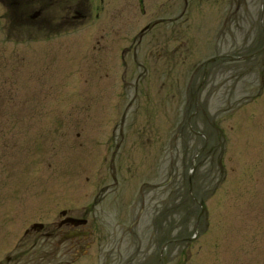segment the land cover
Listing matches in <instances>:
<instances>
[{
  "label": "rangeland",
  "instance_id": "obj_1",
  "mask_svg": "<svg viewBox=\"0 0 264 264\" xmlns=\"http://www.w3.org/2000/svg\"><path fill=\"white\" fill-rule=\"evenodd\" d=\"M160 2L144 17L133 0L117 18L130 28L91 11L47 42L0 22V264H264V51L223 62L239 79L196 71L195 101L193 10L181 1L172 23L176 2ZM242 15L228 55L259 47L258 0ZM63 211L90 229L75 261Z\"/></svg>",
  "mask_w": 264,
  "mask_h": 264
},
{
  "label": "flooded vegetation",
  "instance_id": "obj_2",
  "mask_svg": "<svg viewBox=\"0 0 264 264\" xmlns=\"http://www.w3.org/2000/svg\"><path fill=\"white\" fill-rule=\"evenodd\" d=\"M172 5L174 21L172 23H177L178 18L180 17V5L181 1L184 6H189L193 10L190 12V18L192 20L191 25V40H192V50L190 52V59H196L197 56L201 55L203 58L199 63H195L190 71H194L192 77L189 79L191 85L189 84V91L193 88V99L195 100L194 93L201 85L203 77H201L196 88L193 87V84L198 77L196 71H241L238 74L239 77H244L243 67L229 68L227 65L224 66L223 62H228L229 60L225 57H228V53L223 52V47L227 44L228 40V29L231 26H243L244 17L242 15L243 10L248 9L249 6L252 7L256 4V0H173ZM264 0H258L259 12L261 13L262 5ZM105 2L108 3V6L105 8ZM96 6L94 9L92 8ZM166 0H161L159 3V8L163 11L168 6H166ZM133 7V0H0V22L2 21L3 28L7 29V38H12L10 36V29L13 28L19 35L23 32H30V38H34L35 41H49L52 38H55L56 35H63L68 33V29L71 26H80L84 25L87 22V18L90 16L91 11H95L94 19H99V12H108L109 16L113 21H118L120 27H131V23L123 22L117 18H122L123 14L127 17V14L131 11ZM136 7L140 15L146 16V3L145 0H136ZM212 9H211V8ZM160 10V11H161ZM264 10V8H263ZM199 13V14H198ZM178 17V18H177ZM196 18L202 19L203 23H200ZM165 19H159L157 22H147L141 30L142 33L147 32L152 26L164 23ZM179 25V24H178ZM264 25V14L263 19L259 15L257 27L259 29L256 42L261 43L262 27ZM262 27V30H261ZM177 28V26H176ZM9 34V35H8ZM204 35L205 40L204 44L199 47L197 37ZM14 37V36H13ZM100 42V41H99ZM99 42L98 46H100ZM219 42V43H218ZM255 42V39L254 41ZM244 44V40H242ZM224 45V46H223ZM181 42L178 41L177 45L174 47V52L178 55L180 51ZM214 49H213V48ZM130 47H126L125 50L129 52ZM101 49V48H100ZM99 50V49H98ZM244 50V45L241 48V51ZM126 51H123L125 53ZM215 52V54H214ZM121 53V57L123 55ZM194 54L196 57L192 56ZM239 55V54H238ZM236 55V56H238ZM179 56V55H178ZM235 57L234 55H231ZM180 58V57H179ZM217 58L218 60L214 59ZM214 59V60H213ZM211 60V63L208 61ZM232 62H243L242 61H232ZM206 82V79H205ZM205 85V83H204ZM204 85L201 88L199 93V98L201 92H203ZM189 91L188 94H189ZM196 101V100H195ZM212 149V148H209ZM65 212V211H63ZM62 219L58 223V229L62 227L66 228L63 232H60L59 241L57 245L67 244V251L72 250L70 255L72 261L79 259L87 249L89 244L83 242L87 239L90 229H85V225L80 223L84 218H74L67 216V213L61 214ZM65 216V217H64ZM74 221L73 224L70 223V220ZM78 222V224L76 223ZM60 224H62L60 226ZM86 224V223H83ZM43 229L34 230L36 233L42 231ZM30 231L26 232L25 235L28 236ZM86 233V234H84ZM54 234L48 233L46 238H52ZM72 235L71 238H67L63 243L60 244V241L67 236ZM83 242V243H82ZM179 243H173L168 246H179ZM167 246V247H168ZM162 254L160 255L159 264L162 261ZM8 262L9 258L6 259ZM169 259H164L165 262ZM168 263V262H167ZM121 264H133V261L126 260Z\"/></svg>",
  "mask_w": 264,
  "mask_h": 264
},
{
  "label": "water",
  "instance_id": "obj_3",
  "mask_svg": "<svg viewBox=\"0 0 264 264\" xmlns=\"http://www.w3.org/2000/svg\"><path fill=\"white\" fill-rule=\"evenodd\" d=\"M263 7H264V2H263ZM262 12H263V9H262ZM264 49V47H263ZM261 49V50H263ZM261 50H259L258 52H256L255 54L259 53ZM254 54V55H255ZM250 56H253V55H250ZM244 59H246L247 57H243ZM201 207V206H200ZM203 211V208L201 207V212ZM71 221V220H70ZM73 221V220H72ZM84 221H82L81 223H83ZM76 223L78 224V222L76 221ZM34 227H38V228H41V225H35ZM71 236V235H70ZM195 237H191V238H188V239H182L180 240V242H183V241H187V242H191L192 240H194Z\"/></svg>",
  "mask_w": 264,
  "mask_h": 264
},
{
  "label": "bare ground",
  "instance_id": "obj_4",
  "mask_svg": "<svg viewBox=\"0 0 264 264\" xmlns=\"http://www.w3.org/2000/svg\"><path fill=\"white\" fill-rule=\"evenodd\" d=\"M213 60H214V59H213ZM208 62L211 63V64H213V63L211 62V60H209ZM72 220H73V219H72ZM72 220L70 221L71 224L74 223V221H72Z\"/></svg>",
  "mask_w": 264,
  "mask_h": 264
}]
</instances>
